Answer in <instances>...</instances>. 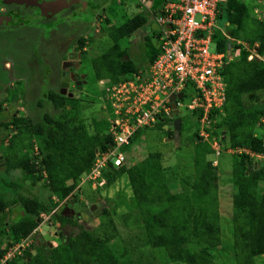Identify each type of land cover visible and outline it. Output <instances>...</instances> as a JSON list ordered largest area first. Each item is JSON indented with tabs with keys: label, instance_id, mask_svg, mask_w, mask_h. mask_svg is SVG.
<instances>
[{
	"label": "trees",
	"instance_id": "16d2710c",
	"mask_svg": "<svg viewBox=\"0 0 264 264\" xmlns=\"http://www.w3.org/2000/svg\"><path fill=\"white\" fill-rule=\"evenodd\" d=\"M224 12L230 28L218 29L215 33L219 50L227 51L232 37L245 41L251 50L264 56V20L252 17L245 0H226L221 20ZM148 21L149 16L141 12L120 25L110 26L112 45L92 59L96 80L128 79L143 70L121 47V40L133 36ZM145 42L150 51L148 68L160 53V46L155 47L149 35ZM234 50H240L239 58L227 63L223 71L227 83L225 104L222 110L211 113V123L206 127L222 146L229 136L230 147L235 149L231 179L237 188L233 195V242L224 244L222 240L218 165L208 159L216 151L211 143L202 142V113L194 111L198 127L193 133L197 142L192 172L186 173L179 165L166 166L161 151H150L146 158L129 165L125 152H130L149 128L165 129L173 121L168 117L153 126L138 128L130 142L121 147L125 155L123 162L116 165L115 159H110L103 169L99 179L101 187L107 188L125 176L129 180L132 202L127 203L129 211L123 214V221L142 231L136 235L135 244L128 241L122 250L112 248L110 236H100L83 225L70 236L60 231L63 241L58 245L38 244L35 237L39 234L35 231L41 213L56 217L64 227L79 223L57 209L65 200H79L82 177L91 171L97 150L107 151L114 142L109 133L112 126L109 118L94 117V128L90 131L86 124L75 123L74 107L69 106L77 102V97L50 90L47 98L57 112H47L42 122L22 113L1 123L8 129L6 137L0 140L5 144V149L0 151L7 169L22 170V183L27 184V180L31 185L43 183L50 194L43 200L20 194L9 201L0 192V260L10 248L32 236L34 241L6 264H231L220 262L223 254H234L237 264H257V258L264 255V186L261 185L264 164L260 165L254 156L264 154V133L255 131L259 122L264 124V60L257 56L249 59L251 51L242 44H236ZM253 92H260L263 99L253 103L248 95ZM12 126L14 129L10 131ZM169 134L174 136V130L169 129ZM36 147L39 151L34 155ZM239 148L244 151L236 152ZM175 183L180 188L173 190ZM89 184L93 186V181L89 180ZM5 186L17 191L23 185L10 181ZM13 203H20V207L16 219L10 222L8 208Z\"/></svg>",
	"mask_w": 264,
	"mask_h": 264
},
{
	"label": "rangeland",
	"instance_id": "374dc122",
	"mask_svg": "<svg viewBox=\"0 0 264 264\" xmlns=\"http://www.w3.org/2000/svg\"><path fill=\"white\" fill-rule=\"evenodd\" d=\"M248 6L251 8L252 17H258L254 14L253 9L259 7L264 10V3L258 0H245ZM141 4V0H124V6L114 2L104 18L97 22L92 28L81 31H85L84 35L87 37L88 43L79 42V51L83 50L84 46H87V52H84V64L80 68L79 72L87 74L88 83L84 86V93L81 91H76L77 102L73 104L74 113L77 117V124H86L88 130L92 131L94 128L93 119L94 117L102 119L114 116L113 106L111 102L105 96V86L107 85L106 78L101 80H96V70L93 66L92 59L103 54L113 43L112 38L108 34V30L112 25H120L128 18L135 14L143 8H138ZM163 7L162 0H154L152 6L153 11L159 12ZM144 11V10H143ZM151 10H145L146 15L149 16L148 23L140 28L131 37H124L121 40V47L127 50L135 64L141 69H145L148 64L149 50L145 42L146 35H149L150 41L155 47L160 46V25L156 20V17H150ZM1 12V11H0ZM224 17L220 21L221 27L224 30L230 28L227 21V14L224 12ZM107 17V18H106ZM249 28L253 26L252 21L249 19ZM11 31L8 34H12L15 37L24 38V35H31L35 31ZM250 30H248L249 32ZM252 31V30H251ZM250 31V32H251ZM12 35V36H13ZM3 36V37H2ZM0 93H3L7 98L4 99V105H15V107H10L7 111L0 112V130L4 127L1 123L3 121H8L11 115L14 114H26L31 116L36 121H43L44 115L47 112L55 113L57 112L50 103L45 104L42 102V84L40 82L32 83L30 80V67L26 66L24 62L25 57H20L18 53H14L12 48H7L5 42L4 33H0ZM14 37V38H15ZM3 40V41H2ZM23 41V40H22ZM238 43V41H233L232 47ZM16 45V44H15ZM240 56V50H233L231 57L232 59H238ZM14 63L16 65H14ZM26 71V72H25ZM27 76V78H25ZM74 87H71L73 90ZM252 98L253 103H257L263 99L260 92H253L248 94ZM188 97L185 102H188ZM6 103V104H5ZM2 113H7V115H2ZM178 117L182 119L181 128V140L178 145L173 141V137L169 134V129H158L149 128L146 134L139 140V142L132 147V150L125 152L129 157V165L134 164L147 157L150 151H161L163 153V161L166 166H176L179 165L186 170V173H190L194 170L192 155L194 154V142L193 133L197 130L196 116L192 111L187 109L186 106L179 107L177 111ZM5 116V117H4ZM264 121V120H263ZM258 134L264 133V124L260 122L256 126L255 130ZM8 131L3 133L0 131V140L6 137ZM214 138L210 137L209 140L203 138L202 142L212 141ZM5 144L0 141V149H5ZM223 150L221 154H210L208 159L213 161L214 165H218V197H219V210L221 212V223H222V240L224 244H228L234 241L233 234V221L232 217L234 214L233 208V195L237 191L236 186L232 183V170L235 149L230 147L229 136L224 140ZM38 148L36 147L32 154L38 153ZM244 149L239 148L236 152H242ZM35 152V153H34ZM255 160L261 165L264 164V154L255 155ZM23 172L20 169L8 170L6 164L0 166V192L5 194V197L9 201H13L19 197L20 194L35 196L40 200L47 199L50 194L48 188L45 185L37 184L31 185V181L27 180V184L22 183ZM10 181H17L18 184H22L21 190H15L12 187H6L5 183ZM264 186V182H261ZM82 188L78 192L79 200L73 201L71 199L62 202L61 208L57 209V212L62 211V215L71 217L76 220L77 225L74 226H62L60 222L56 221V217H52L51 224V238L47 241L45 238L37 235L35 239L38 244L48 242L53 245H58L63 241L62 237H59V232L62 231L65 236H70L77 233L80 230V226L83 225L86 229L93 230L100 236H110L112 238L110 245L112 248L122 250L127 247V242L132 241L131 244H135L136 235H141L142 231L136 226L128 225L123 221V214L129 211L127 203L132 202V189L129 185L128 178L122 177L116 181L111 186L105 188L99 186L98 182H95L93 186L89 182H85L81 185ZM180 188L178 183L172 184V189L176 190ZM126 201V202H124ZM95 205V208L92 207ZM20 203H13L8 208L9 221L12 222L17 217V207ZM63 208V209H62ZM55 212V211H54ZM56 213V212H55ZM42 214V213H41ZM40 214V215H41ZM133 223L134 219H129ZM135 224V222H134ZM42 235V234H41ZM34 241V239H32ZM31 241V242H32ZM49 244V245H50ZM224 259H220V262L224 261L231 264H237L234 254L222 255ZM257 264H264V255L257 258Z\"/></svg>",
	"mask_w": 264,
	"mask_h": 264
},
{
	"label": "built area",
	"instance_id": "2783aa9c",
	"mask_svg": "<svg viewBox=\"0 0 264 264\" xmlns=\"http://www.w3.org/2000/svg\"><path fill=\"white\" fill-rule=\"evenodd\" d=\"M225 2L165 0L156 15L160 25V53L154 62L128 79L111 80L105 86V96L113 106L109 133L114 142L107 151L97 150L93 167L84 180H99L110 159L120 165L125 159L121 147L130 142L138 128L153 126L163 117L173 118L176 111L171 103L173 94H184L182 99H176L177 110L184 105L192 112L202 113L200 134L205 140L210 139L206 130L211 123L210 115L214 110H222L227 97L223 71L230 57L228 51L219 50L215 38L218 29L224 31L220 21ZM255 12L263 18L264 10L256 7ZM253 58L254 54H250L249 59ZM187 97L189 100L185 102ZM210 143L221 154L223 147L219 139L214 137ZM41 217L43 221L35 231L38 234L43 231V223H49L52 218L47 213ZM32 239L28 237L10 248L0 264L22 253Z\"/></svg>",
	"mask_w": 264,
	"mask_h": 264
},
{
	"label": "flooded vegetation",
	"instance_id": "af4514ba",
	"mask_svg": "<svg viewBox=\"0 0 264 264\" xmlns=\"http://www.w3.org/2000/svg\"><path fill=\"white\" fill-rule=\"evenodd\" d=\"M57 1L59 0H23L22 2L0 0V33H4L6 37V46L7 48L15 46L12 50L14 53L17 51L16 53L21 58L27 56L21 62L31 69L27 71L31 74L29 82L38 81L43 85L41 100L45 104L50 103L51 106L53 103L47 98L48 91L55 90L62 95L72 97L76 96V91L84 93V86L88 83L87 74L79 72L84 64V52L88 49L84 46L83 50L79 51V42L88 43V40L84 41L87 37L84 35L85 31L81 29L90 28L92 30L95 24L104 18L108 9L113 7L114 2L124 6V0H88L87 5L81 1L60 9L57 7L55 11H51L44 5L49 2L51 5ZM162 2L164 3L165 0ZM153 4L154 0H141L138 8H143L142 10L140 8L141 12L151 10L150 17L153 15L156 17L157 12L153 11ZM45 8L48 10H44ZM23 29L35 32L31 35H24L23 41L13 34V36L8 34L11 31H23ZM64 78L69 83L65 87L66 94L61 92ZM72 86L73 90H71ZM79 86L82 88L79 89ZM6 98L3 93H0V102ZM3 107L4 111H7L15 105L8 107L3 102ZM2 115L9 116L7 113H2ZM13 129V126L10 127V131ZM7 130V128H2L0 131L5 133ZM3 164L6 162L3 152L0 151V166Z\"/></svg>",
	"mask_w": 264,
	"mask_h": 264
},
{
	"label": "water",
	"instance_id": "95a60500",
	"mask_svg": "<svg viewBox=\"0 0 264 264\" xmlns=\"http://www.w3.org/2000/svg\"><path fill=\"white\" fill-rule=\"evenodd\" d=\"M14 1L22 2L23 0H14ZM77 2H79V0H59L57 2H53L51 5H50V2L47 4H44V5L47 6L48 8H50L51 11H55V9L56 10L58 9L57 7H59V9H60V8L75 4ZM82 2L85 5H87L88 0H83ZM44 10H48V9L45 8ZM261 15L264 16L263 13H261ZM231 53H232V39H229V41H228V55L230 56ZM61 85L63 88L61 92L63 94H66V88L65 87H67L69 85V83L66 82L65 78L63 79V82ZM81 88L82 87L79 86V89H81ZM183 97H184L183 93L179 94L178 96L176 94L172 95L171 103H172V107L174 110H176L178 107L177 103H176V99L177 98L182 99ZM165 128H170V129L174 130L173 141L176 145H178L180 143V140H181L182 119L180 117H176L174 119V121L171 122L170 124L166 125ZM94 208H95V205L92 207V209H94ZM37 221L39 223H42L43 219L41 217H38ZM50 230H51V226L49 224L43 223V236L47 241H49L51 238Z\"/></svg>",
	"mask_w": 264,
	"mask_h": 264
},
{
	"label": "clouds",
	"instance_id": "9594fccd",
	"mask_svg": "<svg viewBox=\"0 0 264 264\" xmlns=\"http://www.w3.org/2000/svg\"><path fill=\"white\" fill-rule=\"evenodd\" d=\"M263 14H264V13H263ZM257 16H258V15H257ZM262 17H263V18H261V19L264 20V16H262ZM258 18H260V17L258 16ZM229 39H232V45H233V41H238L237 44H242V45L244 46V48L249 49V50L251 51V54H254V57L257 56V57H259V58H261V59L264 60V56H261L260 54H258L256 50H251V49L249 48V45H248L245 41L240 40V39H235V38H232V37H230ZM228 41H229V40H228ZM234 47H235V46H234ZM233 50H234V48L232 47V52H233ZM227 51H228V47H227ZM231 54H232V53H231ZM229 57H230V61L233 60L232 57H231V55H230ZM230 61H229V62H230ZM229 62H228V63H229ZM106 80H107V81H111L110 78H109V79L106 78ZM177 111H178V110L176 109V111L174 112V115H173V118H172L173 121H174V119H175L176 117H178V115H177ZM173 121H172V122H173ZM168 124H170V123H168ZM168 124H166V125H168ZM166 125H165V126H166ZM167 129H170V128H167ZM116 165H117V164H116ZM92 167H93V166H92ZM91 169H92V168H91ZM89 173H90V172H89ZM89 173L83 175L81 185L84 184L86 181H87V182H89V180H90V181H93V180H91V179H86V180H84V177H85L86 175H88ZM95 182H98V184H100V183H99V180L93 181V184H94ZM65 201H66V200H65ZM39 217H41V215H40ZM41 218H42V217H41ZM40 224H41V223H39V225H40ZM46 224H49V225L51 226L50 222H49V223H46ZM38 227H39V226H38ZM41 234L43 235V231L39 233V236H40Z\"/></svg>",
	"mask_w": 264,
	"mask_h": 264
},
{
	"label": "crops",
	"instance_id": "0c3cea01",
	"mask_svg": "<svg viewBox=\"0 0 264 264\" xmlns=\"http://www.w3.org/2000/svg\"><path fill=\"white\" fill-rule=\"evenodd\" d=\"M81 1H83V0H79V2H77V3H80ZM85 6V5H84ZM262 10V9H261ZM253 12H254V14H256V12H255V8L253 9ZM257 15V14H256ZM20 207V206H19ZM19 207H17V209H19Z\"/></svg>",
	"mask_w": 264,
	"mask_h": 264
}]
</instances>
